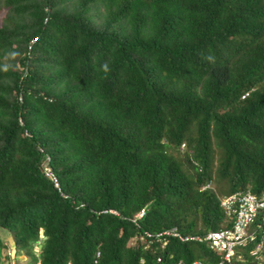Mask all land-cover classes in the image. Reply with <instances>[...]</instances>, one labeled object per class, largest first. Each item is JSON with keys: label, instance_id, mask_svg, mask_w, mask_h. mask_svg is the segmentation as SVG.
<instances>
[{"label": "trees", "instance_id": "16d2710c", "mask_svg": "<svg viewBox=\"0 0 264 264\" xmlns=\"http://www.w3.org/2000/svg\"><path fill=\"white\" fill-rule=\"evenodd\" d=\"M0 12V261L7 239L22 264H91L96 248L99 264H148L133 235L216 229L217 195L264 187V0H0ZM252 244L237 264H264ZM165 251L215 261L202 243Z\"/></svg>", "mask_w": 264, "mask_h": 264}, {"label": "built area", "instance_id": "2783aa9c", "mask_svg": "<svg viewBox=\"0 0 264 264\" xmlns=\"http://www.w3.org/2000/svg\"><path fill=\"white\" fill-rule=\"evenodd\" d=\"M49 175L51 173L48 172ZM52 176V175H51ZM54 185L56 179L52 176ZM228 219V225L220 229L210 230L203 235H181L175 227L152 233L144 231L139 237L146 243L155 241L165 245L167 237H176L180 242L193 240L203 242L217 257L215 264H237L233 256L239 248L249 241L256 240L251 254L264 248V188L258 193L250 191H236L220 199L219 203ZM110 212H113L109 210ZM144 214V209H139L133 216L135 222ZM136 224V223H135ZM140 264L142 262L140 261ZM154 264H207L198 258L185 261L178 258L174 261H165L161 256H156Z\"/></svg>", "mask_w": 264, "mask_h": 264}, {"label": "clouds", "instance_id": "9594fccd", "mask_svg": "<svg viewBox=\"0 0 264 264\" xmlns=\"http://www.w3.org/2000/svg\"><path fill=\"white\" fill-rule=\"evenodd\" d=\"M247 93H245L244 95H246ZM241 97H243V96H241ZM19 100H20V98H19ZM184 148V143H181L180 145H179V149L180 150H182ZM45 161H48V157L47 156H45ZM193 164L194 165H196V162H193ZM198 166V165H197ZM200 167L198 166V168H197V172H200ZM48 172L49 173H51V175L56 179V183H57V185L55 186L54 185V183H53V180H52V176L51 175H49L48 174ZM43 173H44V175L46 176V177H48L50 180H51V182H52V185L57 189V190H59V183H58V180H57V178L55 177V175L53 174V172L49 169V167L44 163V168H43ZM213 188V184L211 183V181H206L205 183H203V184H201L200 185V190H203V189H212ZM264 188V187H263ZM262 188V189H263ZM214 189V188H213ZM261 189V190H262ZM237 191H250V190H248V189H246V190H237ZM234 192H236V191H234ZM251 192V191H250ZM259 192V191H258ZM258 192H253V193H258ZM231 193H233V192H231ZM231 193H229V194H231ZM229 194H225V195H217V200H218V205H219V203H220V199L222 198V197H224V196H227V195H229ZM81 206V205H80ZM142 209H144V214H145V210H146V208H145V206H143V207H141ZM141 208H139V209H141ZM219 208H220V210L222 211V213H223V215H224V222H226L228 219H227V216H225V213H224V211L221 209V207H220V205H219ZM138 209V210H139ZM109 210H111V211H113V212H110ZM137 210V211H138ZM136 211V212H137ZM101 212H108V213H111V214H114V215H118V213H117V211H115L114 209H107V210H102ZM135 212V213H136ZM134 213V214H135ZM134 214L130 217V218H128V220L131 222V223H133V225L135 226V227H139V224H138V222L142 219V217L144 216V214H143V216L141 217V218H139V219H137L135 222H133L132 221V219H133V216H134ZM136 223V224H135ZM229 223V222H228ZM228 224H224V225H221L220 227H218V228H216V229H220V228H222V227H224V226H227ZM172 227H175L176 228V230L181 234V235H203V234H205L206 232H208V231H210V230H207L206 232H204V233H202V234H200V233H185V232H182L180 229H178L176 226H170V227H165V228H161V229H159V230H155V231H150V230H143V231H141L140 233H138V234H135V235H133L132 237H130L129 238V240H128V242H127V245H130V246H132V245H134L135 243L136 244H139L140 246H141V248L144 250V251H148L149 252V255H150V261H149V263L148 264H154V259H155V257L156 256H161L165 261H174V260H176V259H178V258H181V257H178V258H174V256H173V253L171 252V251H165L164 252V250H165V248L167 247V245H168V242H169V240H171V239H173V240H176V241H178L179 243H202V244H204L203 242H195V241H193V240H190V241H187V242H180L179 240H178V238H176V237H167V241H166V243H165V245H161V242H158V241H155L154 240V242H152V243H146V242H144V241H142L139 237L143 234V232L144 231H148V232H152V233H155V232H158V231H161V230H164V229H166V228H172ZM216 229H212V230H216ZM6 241H7V239H6ZM10 241V240H9ZM249 242H252L253 244H252V246H251V248H249V250L246 252L249 256H251V257H254V258H256V259H258V258H261V257H263L264 256V248L262 249V250H260V251H258L257 253H255V254H251V251L253 250V248H254V246H255V243L257 242L256 240H253V241H249ZM8 243H10V245H11V241L10 242H4V247H3V250H6L7 252L5 253V252H2V254H3V256H5V257H8V252L11 250L12 251V253H13V255L15 256V254H14V248H12V246H10ZM41 244V238H39V241L38 242H36V245H37V249L39 248V245ZM248 243H246L243 247H241V248H239V250H237L236 251V253L234 254V257H236L237 259H238V257H239V254H241V255H243V252H245V247H246V245H247ZM204 246L207 248V246L204 244ZM208 249V248H207ZM209 250V249H208ZM213 255H214V253L211 251V250H209ZM36 256H38V252L36 253ZM100 256H101V253H100V250L98 249V248H96L95 250H94V252H93V255H92V260H91V264H99V259H100ZM19 257V256H18ZM214 257H215V261H213V262H204V263H207V264H215L216 263V260H217V257L214 255ZM183 259V258H182ZM184 260V259H183ZM234 260V259H233ZM140 261L142 262V264H147V262H146V259L144 258V257H140L139 259H138V261H137V264H140ZM235 262V261H234ZM235 263H237V262H235ZM65 264H70V262L69 261H67Z\"/></svg>", "mask_w": 264, "mask_h": 264}, {"label": "rangeland", "instance_id": "374dc122", "mask_svg": "<svg viewBox=\"0 0 264 264\" xmlns=\"http://www.w3.org/2000/svg\"><path fill=\"white\" fill-rule=\"evenodd\" d=\"M1 16H2V12H0V20H1ZM4 242H10V241L9 240L8 241L5 240ZM8 244L10 245V243H8ZM2 252L6 253L7 251L6 250H2ZM2 252H1V256L3 255ZM7 255H8V257L6 258V260L0 261V264H22L23 257H22V260L18 259L19 258L18 256H21V253L20 254H16L14 256L12 251L10 250ZM241 257H242V255L239 254L238 259H240ZM16 261H18V262H16Z\"/></svg>", "mask_w": 264, "mask_h": 264}]
</instances>
